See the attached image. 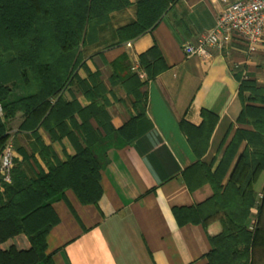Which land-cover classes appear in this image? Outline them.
<instances>
[{"label":"crops","instance_id":"obj_1","mask_svg":"<svg viewBox=\"0 0 264 264\" xmlns=\"http://www.w3.org/2000/svg\"><path fill=\"white\" fill-rule=\"evenodd\" d=\"M138 1L130 0L128 8L111 13L96 28L93 41L81 48L75 79L62 92L65 101L77 100L87 107L91 101L86 91H102L96 87L98 76L117 131L137 115L135 96L121 83L136 75L145 83L146 112L135 126L138 135L133 141L126 143L113 133L100 146L103 195L97 206L83 205L70 190L65 199L53 203L60 222L51 230L47 244L55 264H208L207 231L202 226H180L173 212L213 195L209 184L194 191L187 185L184 173L198 159L180 123L186 120L200 126L203 110L218 116L203 157L204 163L215 162L216 167L231 127H238L236 120L243 108L241 81L255 80L264 89V42L250 52L235 40L222 50H211L208 60L186 55V44H197L214 29L218 4L176 0L153 29L121 42L118 31L137 21ZM155 46L167 68L150 79L140 57ZM13 95L21 97L23 88L18 86ZM23 121L18 115L7 123L15 148L13 169L19 167L35 179L40 172L48 173L50 162H65L76 154L68 138L53 140L41 127L37 138L32 131L20 129ZM76 121L81 122L77 116ZM92 124L97 127L95 121ZM68 126L73 129L72 123ZM256 188L259 196L264 176Z\"/></svg>","mask_w":264,"mask_h":264},{"label":"trees","instance_id":"obj_2","mask_svg":"<svg viewBox=\"0 0 264 264\" xmlns=\"http://www.w3.org/2000/svg\"><path fill=\"white\" fill-rule=\"evenodd\" d=\"M175 1L139 0L137 21L119 29L120 41L153 29ZM130 5V0H0V154L10 137L7 123L18 115L24 118L21 130L32 131L38 138L41 127L53 140L66 137L76 148L67 161L50 162L48 173L30 179L17 167L12 184L3 191L0 186V264H55L47 244L60 222L53 203L65 199L70 190L83 205L97 206L103 195L100 146L113 133L126 143L137 137L135 126L145 116L146 93L142 91L145 83L136 75L121 83L134 94L137 115L117 131L98 76L96 87L102 91H86L89 106L62 97L75 79L81 48L93 41L96 28L111 13ZM140 58L150 79L167 68L156 46ZM18 86L23 88L21 97L13 95ZM239 99L243 105L236 120L239 127L228 142L231 127L216 167L215 162L204 163L203 157L218 116L203 110L200 126L186 120L180 123L198 159L184 173L187 185L194 191L209 184L213 195L173 212L180 226H202L207 231L208 264H264V189L260 198L256 195V185L264 176V89L255 80H243ZM253 218L256 226L251 231Z\"/></svg>","mask_w":264,"mask_h":264},{"label":"built area","instance_id":"obj_3","mask_svg":"<svg viewBox=\"0 0 264 264\" xmlns=\"http://www.w3.org/2000/svg\"><path fill=\"white\" fill-rule=\"evenodd\" d=\"M218 4L216 25L213 30L199 38L197 44H186L184 51L188 56L211 58V50H222L233 41L243 42L248 51H255L264 42V0H208ZM131 44H129L130 46ZM134 70L136 68H133ZM15 162V148L10 138L0 154V171L4 181L11 183V170ZM262 194H259V198ZM256 220L253 218L249 229L253 231Z\"/></svg>","mask_w":264,"mask_h":264},{"label":"rangeland","instance_id":"obj_4","mask_svg":"<svg viewBox=\"0 0 264 264\" xmlns=\"http://www.w3.org/2000/svg\"><path fill=\"white\" fill-rule=\"evenodd\" d=\"M13 97H14V96H13ZM237 125H238V124H237ZM238 127H239V125H238ZM238 127H237V128H238ZM237 128H236V129H237ZM236 129H235V130H236ZM233 130H234V128H233ZM235 130L233 131V135H234ZM233 135H231V136L228 138V142L232 139ZM14 165H15V162H14L13 167H12V170H11V183H6V182L4 181V175H3V173L0 171V186H1V191L4 190V188H5L6 185H10V184H12V172H13Z\"/></svg>","mask_w":264,"mask_h":264}]
</instances>
